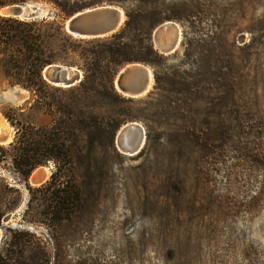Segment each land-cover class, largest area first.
<instances>
[{
    "label": "rangeland",
    "instance_id": "obj_1",
    "mask_svg": "<svg viewBox=\"0 0 264 264\" xmlns=\"http://www.w3.org/2000/svg\"><path fill=\"white\" fill-rule=\"evenodd\" d=\"M49 1L21 6L59 22L53 1L71 15L113 5L124 19L98 41L73 37L64 20L73 86L49 83L46 66L40 95L0 72L11 128L0 144V264H264V0ZM165 22L180 33L168 54L154 45ZM115 41L130 59L117 73L144 64L147 93L123 96L117 73L113 92L102 77L86 83V63ZM129 122L145 139L133 156L115 143Z\"/></svg>",
    "mask_w": 264,
    "mask_h": 264
},
{
    "label": "trees",
    "instance_id": "obj_2",
    "mask_svg": "<svg viewBox=\"0 0 264 264\" xmlns=\"http://www.w3.org/2000/svg\"><path fill=\"white\" fill-rule=\"evenodd\" d=\"M29 1L50 2L49 0H0V8L7 5H23ZM53 3L62 12L59 22L46 18L19 20L0 16V72L2 76L9 79L11 85H19L40 95L49 88L47 81L41 75L46 66L60 65L67 69L74 66L69 62V57L75 53L73 48L75 42L63 29L64 20L73 11L69 8L70 5L61 6L57 1ZM111 38L117 39L115 36ZM121 45L119 41H115L107 49L94 52L96 56L94 64L86 63L85 71L86 74L88 73L84 77L86 83H89V79L99 76L113 92L112 81L117 69L130 60L124 53H121ZM105 53L109 56L104 61ZM28 162L23 163L26 169H18L23 176H27L29 168L32 167ZM23 164L21 163V166Z\"/></svg>",
    "mask_w": 264,
    "mask_h": 264
},
{
    "label": "water",
    "instance_id": "obj_3",
    "mask_svg": "<svg viewBox=\"0 0 264 264\" xmlns=\"http://www.w3.org/2000/svg\"><path fill=\"white\" fill-rule=\"evenodd\" d=\"M44 14L45 12L41 8L27 5H12L1 10V15L19 19L33 20L44 16ZM121 17V10L116 6H95L92 8L84 9L82 11H78L75 14L71 15L65 23V29L70 35L76 38H103L108 35L114 34L120 28L121 24L123 23V21H121ZM166 51L168 50L166 49L164 51L165 54L167 53ZM140 65H142L143 67L131 65L127 68H122L117 73L114 85L116 84L115 87L117 91L123 96L126 95L131 98L132 96L142 94L144 91H146V93L148 92V70L146 69V66L144 64L140 63ZM44 71L45 78L49 81V83L55 86L61 85L70 87L80 79V75L77 71L72 70L74 73L70 75L68 69L60 66H47ZM0 127L6 128L1 120ZM5 141V136L0 137V144L1 142Z\"/></svg>",
    "mask_w": 264,
    "mask_h": 264
},
{
    "label": "bare ground",
    "instance_id": "obj_4",
    "mask_svg": "<svg viewBox=\"0 0 264 264\" xmlns=\"http://www.w3.org/2000/svg\"><path fill=\"white\" fill-rule=\"evenodd\" d=\"M121 14H122V17H121V21H122L123 20L122 10H121ZM154 38H155L154 45L161 53H164L166 49L168 50L166 51L167 52L166 54L171 53L177 46L178 42L180 41L179 28L173 22H165L154 31ZM131 65H135L137 67H143L142 65H140V63H137V64L132 63L123 68H127ZM146 69L148 70V74H149V81L147 85L149 86V83H151V74L147 66H146ZM63 87H67V86H63ZM147 91H148V88H147ZM144 93H146V91H144L140 95H135L132 97H138V96L143 95ZM9 94L10 92H7L6 96ZM10 99L13 100V96H10L9 100ZM0 120L3 122L4 126L6 127V128L0 127V137H3V136L6 137V141L1 142V144H3V143L10 141L11 128L8 126L6 120L2 116H0ZM144 142H145L144 133L142 132L139 125L135 122H129V123L123 124L120 127V129L117 131L115 143L118 148V151L124 155L133 156L137 154L140 151V149L143 147ZM46 177H47V169L45 167L37 168L32 172L29 180L31 184L37 185L43 182L46 179Z\"/></svg>",
    "mask_w": 264,
    "mask_h": 264
}]
</instances>
